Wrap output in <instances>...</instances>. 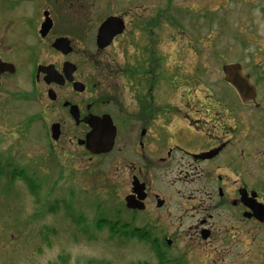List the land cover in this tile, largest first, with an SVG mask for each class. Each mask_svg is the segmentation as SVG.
Here are the masks:
<instances>
[{
	"label": "flooded vegetation",
	"instance_id": "af4514ba",
	"mask_svg": "<svg viewBox=\"0 0 264 264\" xmlns=\"http://www.w3.org/2000/svg\"><path fill=\"white\" fill-rule=\"evenodd\" d=\"M3 1L10 12H18L22 0ZM153 1L133 0L129 8L111 12L114 7L110 2L105 8L97 9L96 0H26L24 5H31L33 9L30 13V9L25 8L27 13L24 14L30 15L29 20L19 12L24 24L19 31L21 38L9 47H0V59L15 66V72H0V97L5 99L4 106H9L16 98L34 99L39 103L40 114L31 116L29 121H39L43 129H47L48 139L42 145L48 147L47 154L50 147L58 150L57 173L69 175L67 168L72 167L79 178L88 179L78 180L80 183L92 186L95 173L104 169L99 161L111 157L117 180L119 174L125 178L127 194L121 200L125 210L132 213L128 220L138 226L140 221L136 215L142 213V225L151 230L148 233L151 239H158L156 226L161 224L174 228L177 236H186L190 243L210 242L216 233L212 214H219V210L235 214L239 222L264 225L249 216L253 211L242 202L241 196V190H246L251 197L255 191L251 181H256L257 175L264 172H257V155L264 135L255 137L258 132H254V121L249 118L252 111L261 106L264 37L248 39L249 45L258 46L255 55L250 56L249 66L242 63L240 56L238 60L224 55L210 57L224 63L219 70L220 80L223 79L221 86L228 85L233 94L226 90L221 97L211 93L204 107H196L203 112L197 114L201 117L203 132L194 135L185 125L190 122L189 107L157 106L155 91L163 79L171 81V75L164 76L162 64L166 59L160 52L158 31L164 25L180 26L174 12L175 0H166L164 6L160 5V0ZM250 1L252 5L246 11L258 7L264 12V1ZM93 10L96 14L90 17ZM55 13L61 17L60 24ZM148 13L152 15L146 16ZM111 16L120 18L125 27L102 49L97 44L99 27ZM46 18L51 19L52 27L42 36L40 31ZM255 28L258 31L257 23ZM27 32H30V40H27ZM59 38L69 41L67 52L53 46ZM119 40H123L121 49L126 55L123 63L111 56L117 53ZM132 46L135 51L129 58L127 50ZM234 49L239 50V46ZM108 50L110 55L106 54ZM226 60L233 61L224 62ZM226 64L240 65L241 74L248 76L255 87V102L245 103L237 89L226 81L223 69ZM118 79L130 81L133 98L127 100L129 95L120 87ZM104 117L110 118L116 128L113 146L107 152H91L86 146L87 134L92 130L89 120ZM178 123L185 127H179ZM55 124H59L57 139L53 137ZM29 125L30 122L25 128ZM72 148L76 153H72ZM247 158L256 162L255 178L249 163L244 161ZM177 182L180 188L175 187ZM111 194H114L113 189ZM257 194V200L264 204L260 193ZM127 197L142 203L143 209L127 207ZM208 199L212 202L207 205ZM198 214L194 224L187 225L188 219ZM206 232L209 237L203 239ZM158 234L163 235L168 246L175 240L182 241L167 231ZM182 245L180 242L176 249Z\"/></svg>",
	"mask_w": 264,
	"mask_h": 264
},
{
	"label": "rangeland",
	"instance_id": "374dc122",
	"mask_svg": "<svg viewBox=\"0 0 264 264\" xmlns=\"http://www.w3.org/2000/svg\"><path fill=\"white\" fill-rule=\"evenodd\" d=\"M25 2L21 1L19 11L15 10L17 14L27 13L25 8L31 13L33 7L24 5ZM107 2L114 7L111 11L114 12L129 8L133 0H96L94 7L105 8ZM4 3L6 1L0 0V47H9L21 38L19 31L24 24L20 14L10 12ZM165 4L166 0H160V5ZM174 4L180 27L164 25L158 31L160 52L166 59L162 64L164 76L171 75V81L163 79L155 91L157 106L189 107L190 122L185 125L194 135H201L203 124L197 114L203 112L196 107H204L211 93L221 97L226 90L233 94L228 85L221 86L223 79L220 80L219 70L224 63L210 57L224 55L234 60L240 56L242 63L249 66L250 56L255 55L258 46L249 45L248 39L254 41L264 37V12L258 7L246 11L252 5L250 0H175ZM95 14L93 10L90 17ZM24 15L31 19L30 15ZM55 17L60 24L58 13ZM90 17L85 16V19ZM30 38L27 32V40ZM122 41L116 43L118 51L111 55L121 63L126 59L121 49ZM237 45L239 50H233ZM134 51V46L127 50L129 58ZM106 54L110 55L109 50ZM118 84L129 95L127 100L133 98L130 81L118 79ZM262 86L259 89L261 106L247 115L254 121V132H258L255 137L264 135V82ZM4 101L0 97V264H264V225L239 222L235 214L226 210H219V214L213 212L216 233L210 242L190 243L186 236H177L174 228L161 224L156 226L158 239L149 238L151 230L142 225V213L136 215L140 221L138 226L128 220L132 213L125 210L121 200L127 194L125 178L119 174L117 180L111 157L99 161L104 169L95 173L92 186L80 183L78 180L88 179L79 178L72 167L67 168L69 175L57 173L58 150L49 145L47 154L48 147L42 145L48 139L47 129H43L39 121H29L31 116L40 114L39 103L34 99L16 98L5 107ZM178 125L185 127L181 123ZM71 151L76 153L74 148ZM257 160V172L261 173L264 171L261 166L264 165V140ZM244 161L249 163L255 178V160L247 158ZM16 172L19 177L12 180ZM251 183L254 192H259L264 201V172ZM36 185L37 191L32 192L30 187L34 190ZM175 187L180 188V183ZM211 202L208 199L207 205ZM177 208L180 210L178 203ZM191 209L192 203L188 206V214ZM82 217L85 222L78 226ZM198 217L199 214L188 219L187 225L194 224ZM98 222H102L99 228ZM166 231L182 241L166 245L163 235L158 234ZM180 242L182 247L176 249ZM158 252H164L165 257L160 258Z\"/></svg>",
	"mask_w": 264,
	"mask_h": 264
},
{
	"label": "water",
	"instance_id": "95a60500",
	"mask_svg": "<svg viewBox=\"0 0 264 264\" xmlns=\"http://www.w3.org/2000/svg\"><path fill=\"white\" fill-rule=\"evenodd\" d=\"M52 27V21L50 18H46L41 27V35L45 36ZM123 21L120 18L111 16L107 18L99 27L97 44L100 48L107 47L112 38L124 30ZM53 46L60 51L67 52L69 49V41L66 38L57 39ZM224 73L226 81L232 84L239 94H241L244 102L256 101V90L249 80L248 76L242 75L240 72V65L227 64L224 66ZM9 70L15 72V66L10 63H5L0 59V72ZM89 124L92 130L87 134L86 146L91 152H107L111 150L116 136V128L113 126L110 118L104 117L103 119L91 118ZM53 137L57 139L59 137V124L53 125ZM242 202L248 206L253 213L249 216H254L259 222H264V204L257 200V192H252L251 197L248 196L246 190H241ZM143 199V196H141ZM127 207L132 209H143L142 203H137L131 198L127 197ZM141 204V205H140ZM208 233L203 234V239H207Z\"/></svg>",
	"mask_w": 264,
	"mask_h": 264
},
{
	"label": "trees",
	"instance_id": "16d2710c",
	"mask_svg": "<svg viewBox=\"0 0 264 264\" xmlns=\"http://www.w3.org/2000/svg\"><path fill=\"white\" fill-rule=\"evenodd\" d=\"M0 172H2L1 168H0ZM17 177H19V175H16L15 173L11 176L12 180H13V178H17ZM30 188H31L32 192H35L38 189L37 185L35 186L34 190L32 189V186ZM84 222H85V219L82 217L80 220H78L77 225L82 226V224H84ZM100 223H102V222H100ZM100 223L98 222L96 224L97 228H99V225H101ZM144 264H149V263H144Z\"/></svg>",
	"mask_w": 264,
	"mask_h": 264
},
{
	"label": "bare ground",
	"instance_id": "6f19581e",
	"mask_svg": "<svg viewBox=\"0 0 264 264\" xmlns=\"http://www.w3.org/2000/svg\"><path fill=\"white\" fill-rule=\"evenodd\" d=\"M175 12H177V11H175ZM158 253H159V257H160V258L165 257V253H164V252H161V253L158 252Z\"/></svg>",
	"mask_w": 264,
	"mask_h": 264
}]
</instances>
